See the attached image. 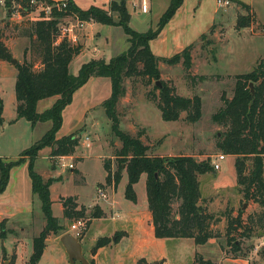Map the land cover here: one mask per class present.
I'll list each match as a JSON object with an SVG mask.
<instances>
[{
	"label": "rangeland",
	"instance_id": "rangeland-1",
	"mask_svg": "<svg viewBox=\"0 0 264 264\" xmlns=\"http://www.w3.org/2000/svg\"><path fill=\"white\" fill-rule=\"evenodd\" d=\"M57 1L61 3L63 0ZM71 1L82 11L96 7L107 12L111 2L120 0ZM138 1L125 0L126 8L128 7L127 10L131 14L129 26L139 33L156 29L163 12L161 11L163 3L167 8L169 0H163L164 2L149 0L150 12L148 14H139L137 12L139 9L132 7L134 3L139 5L141 0ZM237 2L252 7L247 27L236 26L239 19L247 16V13ZM38 12L23 16L21 13H17L16 2H11L9 9L0 5V28L3 30L1 41L11 52V59H14L16 63H22L26 59L34 64L35 70L41 67L40 56L37 52L30 50L32 39L28 34L31 32L29 27L36 20ZM178 18L183 20V26L180 29L183 35L181 34L180 40L184 39L187 42L185 47L194 44L191 51V68L186 71L181 63L174 66L160 63L158 65L160 79L174 87L179 96L193 97L197 95L201 98L202 115L200 120L196 123H189L186 120V113H182L178 121L164 122L161 119L160 111L147 97L150 92L158 94L157 88L160 86L157 83L159 82H148L147 78L139 77L126 80L124 83L126 94L117 105L119 127L132 136L140 135L141 142L149 148L150 156H191L197 161L209 159L210 162L217 155L225 156L221 170L198 177L207 211L220 219L213 226V230L219 233V236L204 245H195L190 238H154L149 233L150 222H146L144 216L146 209L143 206L146 207L147 200L143 179L135 186L136 196L139 200L137 212L142 221L141 229L136 230L135 236H132L131 239H122L116 244L113 243L105 247L96 258L99 264H135L142 258L147 264H194L198 255L204 261H210L212 264H264V236L241 238L239 234L242 229L236 228L232 237L240 241V251L234 252L232 247L227 244L225 237L227 217H224L223 214L229 211L232 213V217H236L240 211L242 221L246 223L247 216L260 212L261 208L251 201H244L238 192L234 169L235 158L225 155L217 147L225 128L213 123L211 119L212 115L223 106L222 97L228 99L232 97L236 76L251 72L257 63L264 59V0H231V4L223 8L218 7L216 0H184ZM113 19L117 21L116 15ZM66 21L74 23L70 17L63 20L61 18L59 25L68 24ZM74 34L77 40L72 44L80 46L83 51L69 65V72L73 75L77 74L80 67L89 60L104 59L109 61L114 56L125 52L129 47L127 37L121 28L110 27L94 21H87L83 28L75 29ZM172 34L167 32V43H171ZM203 35L204 38H202ZM171 48L174 50V45L171 44ZM178 52L180 51H173L169 56ZM14 66L10 61L5 62V67L10 73L15 70ZM199 77H203V79L200 80ZM15 80L16 76L12 77L9 73L0 74V95L3 97L8 114L11 110V101L14 102ZM250 89L253 90V84ZM110 91L111 83L108 78L93 77L74 93L71 104L62 112V126L57 137L67 135L71 131L78 132L79 145L74 154L83 157V159L76 160L77 174L68 168L69 160L62 158L55 162V160H49L48 149L39 152L34 163V170L42 176H48L52 173L51 170H55V174L61 177L59 182L50 187L53 200L58 196L72 195L77 190L74 187L76 185L79 186V190L84 196L82 202L85 204L94 200L99 189L104 192L106 199L123 202L124 183L118 184L115 189L112 185L104 183L107 175L104 163L108 161L112 172H115L118 169V160L114 154L121 147L120 141L111 133V122L101 106L102 102L109 97ZM54 100L55 98H48L40 101L37 111L42 112L44 108H49ZM80 120L81 123L76 127ZM14 122H10V124ZM40 125L32 128L28 122L22 120L14 128H10L18 139L16 149L14 148L15 151L11 153L14 155L11 156L17 158L22 150L31 146L44 134L48 126ZM86 137L88 140H85ZM4 140L6 137L3 138V142ZM87 143L89 147H86ZM81 172L85 175L83 176ZM101 182L104 185H101ZM56 203L58 204L59 201ZM93 207L94 204L86 207L88 213L92 211ZM109 209L106 210L105 216L102 215L104 218L91 219L89 225L88 221L84 219L85 230L78 239L88 264L91 261V250L95 242L102 237H111L121 225L111 219L113 213ZM177 209L178 203L173 202L174 215ZM52 211L53 216L60 214L56 204H52ZM33 212L35 215L41 214L38 198L34 202ZM58 220L63 228L48 236L49 243H47L38 264H69L68 255L60 242V237L67 233L74 236V233L70 231V226L75 221L63 219V215ZM43 226L44 222L43 225L38 223L36 230L43 229ZM123 226L131 229L130 225ZM63 232L65 233L62 234ZM121 234L119 231L114 235H119L121 239ZM32 239L31 237L27 238L30 249ZM109 239L112 240V238ZM8 258L7 256L0 257V264H4V262L8 264ZM17 264L26 263L20 259ZM74 264L82 263L76 261Z\"/></svg>",
	"mask_w": 264,
	"mask_h": 264
},
{
	"label": "trees",
	"instance_id": "trees-1",
	"mask_svg": "<svg viewBox=\"0 0 264 264\" xmlns=\"http://www.w3.org/2000/svg\"><path fill=\"white\" fill-rule=\"evenodd\" d=\"M27 0L19 1L25 5ZM60 11H53L51 18L36 19L31 23L28 36L32 39L31 51L39 54L40 69L35 70L32 62L24 59L16 63V80L14 94L16 100V119L28 121L32 128L37 124H48V129L29 148L19 154L16 159L8 160L0 157V194L5 190L9 181V172L25 162L28 163V174L31 180L32 194L41 203L44 227L32 239V251L27 264H38L46 246L47 237L62 230L59 220L53 216L52 201L49 188L54 181H44L34 170V162L39 152L50 149V160L71 156L79 145L78 132L57 138L62 126V112L71 104L74 93L84 86L90 78H108L111 83L109 97L101 104L106 117L111 122V133L116 137L121 147L115 151L118 169L112 172L106 161L104 168L107 173L105 183L116 187L124 171L127 175L125 199L136 203L134 185L145 175V193L147 208L151 216L153 235L156 239L190 238L195 245H204L219 236L213 226L220 219L209 213L204 205L200 191L199 176L212 174L214 169L209 159L197 161L191 156H150L149 148L140 140V135L132 136L119 127L120 119L117 112L119 101L125 96V81L139 77L147 78L148 82H159L158 94L148 93V99L160 111L164 122H176L182 113H186L189 123H196L202 115V100L199 96L182 97L176 94L174 87L160 79L158 65L160 63L174 66L179 63L188 71L191 68V51L194 44L185 47L179 53L169 58L155 56L149 43L155 39L163 27L180 8L183 0H169V4L160 16L156 29L146 32H135L129 26L130 15L125 0L110 3L109 11L104 12L96 7L87 11L78 9L71 0ZM247 13L236 23L238 27L249 26L250 7L237 2ZM9 9L11 3L6 2ZM113 14V16H111ZM25 16L26 13L22 12ZM75 15L79 20L94 21L103 25L119 27L127 37L128 49L111 58L92 59L84 63L77 74L69 72L72 60L82 52V48L63 39L57 41L61 18ZM116 15L117 21L113 17ZM3 34L0 28V61H11V52L1 41ZM205 36L203 35L202 38ZM200 80L203 77H199ZM253 84V93L249 84ZM156 89V87H155ZM55 98L52 105L42 112L37 111L40 101ZM223 106L212 115L213 123L225 128L217 147L225 155L235 158L234 169L236 187L244 201H251L261 208L247 216L246 223L242 221L239 211L236 217L227 211L225 237L227 244L234 252L240 251V241L232 237L233 231L241 228L239 236L249 238L264 236V59H261L254 70L236 76L234 93L230 99L224 98ZM3 104L0 98V125ZM178 203L176 214H173L172 204ZM63 219H86L88 225L91 219L102 217L98 207L92 211L84 206H78L72 197L61 200ZM235 225V226H234ZM237 228V229H236ZM12 231L7 229L6 220L0 222V241L3 242ZM63 232L62 234H64ZM61 234V235H62ZM119 235L112 241L109 238H99L94 246L95 253L99 248L118 243ZM4 253V249L2 248ZM8 264H15V256L8 259ZM90 264H95L90 261ZM136 264H147L142 258ZM194 264H212L196 256Z\"/></svg>",
	"mask_w": 264,
	"mask_h": 264
},
{
	"label": "crops",
	"instance_id": "crops-1",
	"mask_svg": "<svg viewBox=\"0 0 264 264\" xmlns=\"http://www.w3.org/2000/svg\"><path fill=\"white\" fill-rule=\"evenodd\" d=\"M136 1H138V0H136ZM155 1L164 2L163 0H155ZM138 2H140V0ZM145 2L147 3V6H148L147 12L143 13V12H141L140 8H138L140 10V11L139 10L137 11L139 14H148L150 12L149 0H145ZM163 4H164V6L162 8L163 10H161V11L164 12L166 10V6H165V3H163ZM183 4H184V0H183L182 5ZM182 5L175 12L173 17L169 20V22L163 27V29L160 31L158 36L155 39L150 41L149 46H150L151 52L155 56L162 57V58H169L170 57L169 55H171V53L173 51H182L184 49V47L187 45V42L184 39L180 40L181 36L183 35L182 30H180L181 27L183 26V24H182L183 20H182V18H178V15L180 14V12L182 10ZM248 6L250 7V11H251L252 7L250 5H248ZM127 9H128V7H127ZM127 11L129 13L130 19H131V14H130L129 10H127ZM163 12H162V14H163ZM110 27H112V26H110ZM114 28H119V27H114ZM167 32L173 33L172 37H171V43H167V37H166ZM197 37H198V34H197ZM179 40H180V42H179ZM177 41H178V43H176ZM195 41H197V40H195ZM171 44L174 45V50H172ZM82 51H83V49H82ZM2 73H5V74L9 73L12 77L16 76V71L13 70L10 73L8 71V69L5 67L4 61H0V74H2ZM0 98H1L2 104H3V110H2L3 124L0 125V157L4 158V159H8V160H13L16 158H15V156H11V155H14L11 153L13 151H15L16 143H17L18 139L16 138L14 131H12V129H10V128H14L17 124H19L24 119L15 120V118H16L15 94H14V102H13V100L11 101V110H10L9 114L7 113L6 105H5V102H4L3 97L1 95H0ZM45 109H47V108H44V110ZM13 121H15V122L13 124H10V122H13ZM26 122H28V121H26ZM80 123H81V120L78 124H76V127ZM39 125L40 124H37L34 128H36ZM46 125L48 126V124H46ZM70 133H68V134H70ZM63 136H65V135H63ZM5 137H6V140H4V142H3V138H5ZM57 138H60V137H57ZM45 149H48V148H45ZM24 150H22V151H24ZM21 152L19 154H21ZM41 152H42V150H41ZM47 154L48 155L50 154V149H48ZM48 158L50 160L49 156H48ZM62 158L64 160L70 161L69 164L73 165V168L70 169V171L77 174L78 169H77L76 160L83 159V157H81V156L78 157L76 154H73L71 156H66V157H62ZM62 158H60V159H62ZM59 160L56 159L55 162L59 161ZM34 166H35V164H34ZM51 172L52 173L48 174V176H42L41 174H39L44 181H46L48 179L54 180L50 187H52V185H54L55 183L59 182V180L61 179V177L58 174H55V172H56L55 170H51ZM81 174L83 176L85 175L82 172H81ZM143 179L145 182V175H142L140 177L138 183H140ZM125 180H126V182H125ZM122 182L124 183V189H123V193H122V196H123L122 201L123 202H121V203L117 202L116 200L110 201V200L106 199L105 196L103 198H100L98 195H96L94 200H91L90 202L85 204V202H82L84 196L82 195V192L79 190V186H76V185H74V187L77 190L75 192H73L72 195L67 196V197L58 196L57 199L53 200L51 197V188H49L50 199L52 201V204H56V206L58 207V210L60 212V214L58 216H54V217H56L57 219H60L61 216L63 215L62 214L63 208H62V205L60 203L61 200L65 199V198L72 197L75 199V202L77 203L78 206H84V207L88 208L92 204H94V207H98L104 216H105L106 210H108L110 208L109 210H111V212L113 213L111 219L115 220L117 224L121 223V225L118 228L119 230H115L113 235L120 231L122 233L121 234L122 237L119 241H121L122 239H127V238L131 239L132 236H135V233L139 229H141V226H142V221L140 220L141 217L138 216V212H137L139 200H138V196H136V203H132L131 201L125 199L124 191H125V186L127 183V175L125 172L122 173V178H121V181L119 184H121ZM104 183H105V181H104ZM104 183L101 182L100 184L104 185ZM137 184L134 185V191L136 188L135 186ZM113 189H115V187H113ZM135 194L137 195L136 191H135ZM36 198H38V197L33 195L32 191H31V180H30L29 174H28V163L25 162V163H23L17 167H13L9 172L8 184L5 188V190L0 194V222H2L3 220H6L7 229L12 231V233L9 234L3 242L0 241V246H1L0 257L1 258H3V256L4 257L7 256V257H9L8 259H10V257L14 255L15 256V264H17V262L20 261V259L23 260L27 264L28 258L31 254V251H32V247L30 249L29 243H28L29 241L27 240V238L31 237V239H32L35 236H37L41 232L42 228H39L38 230H36V228H37L36 225H38V223L43 225V222H44L42 212L40 215H35V213L33 212V206H34V202H35ZM58 201H59V203L57 204L56 202H58ZM117 203H118V205H117ZM143 208L146 209V213L144 214V216L146 218V222H150V227L148 228L149 233L152 236H154L153 235V226L151 223V216H150V213L148 211L147 205H146V207L144 205ZM40 210H41V203H40ZM52 213H53V211H52ZM101 218H104V217H101ZM97 219H100V218H97ZM123 225H130L129 227L131 229H129L127 226L124 227ZM113 235H111V237H106V238H112V241H113L115 239V236H116V235H114V236ZM47 243H49L48 237L46 240V246H47ZM111 244H113V242H111L109 245H107L105 247H108ZM114 244H116V243H114ZM46 246H45V249H46ZM105 247L99 248L95 253L93 252V248H92V250H91V252H92L91 261L93 260L95 264H99L96 257L98 256V253L102 249H104ZM2 248L4 249V253L2 252ZM45 249H44V251H45ZM44 251H43V253H44ZM42 256H43V254H42ZM42 256H41V258H42ZM4 264H5V262H4Z\"/></svg>",
	"mask_w": 264,
	"mask_h": 264
},
{
	"label": "built area",
	"instance_id": "built-area-1",
	"mask_svg": "<svg viewBox=\"0 0 264 264\" xmlns=\"http://www.w3.org/2000/svg\"><path fill=\"white\" fill-rule=\"evenodd\" d=\"M9 1L10 3L16 2L17 13L25 12L26 15H30V13L39 11L36 19H46L51 18L53 11H60L64 9L67 5L68 0H63L61 3L57 0H27L25 5L21 4L19 1L22 0H0V5L6 6V2ZM216 3L219 8L227 7L231 4V0H216ZM133 8H140L141 12L145 13L148 10V6L145 0H141L140 4L137 5L136 3L132 4ZM71 18L74 22L66 21V25H59V36L57 41L60 40H67L70 43H75L77 38L74 34V30L78 28H83L86 22L79 20L75 15H67L63 19ZM61 21V20H60ZM85 140H88L87 137ZM86 147H89L87 143ZM59 160V159H58ZM225 160V156L220 154L215 157V159L211 162V165L215 171L221 170V164ZM62 166H65L62 164ZM69 169L73 168L72 164L68 165ZM98 196L100 198L104 197V192L102 190H98ZM85 230V220L78 219L70 226V231L74 233V237H81L83 231Z\"/></svg>",
	"mask_w": 264,
	"mask_h": 264
},
{
	"label": "water",
	"instance_id": "water-1",
	"mask_svg": "<svg viewBox=\"0 0 264 264\" xmlns=\"http://www.w3.org/2000/svg\"><path fill=\"white\" fill-rule=\"evenodd\" d=\"M10 63L15 65L16 61L14 59H11ZM157 85L160 86V83H157ZM249 87L251 88L252 84H249ZM251 91L253 93L252 89H251ZM60 242H61L62 246L64 247V249L68 255L69 264H74L76 261H78L82 264H88V262L86 261V259L83 256L82 246H81L78 238L67 233V234L60 237Z\"/></svg>",
	"mask_w": 264,
	"mask_h": 264
}]
</instances>
